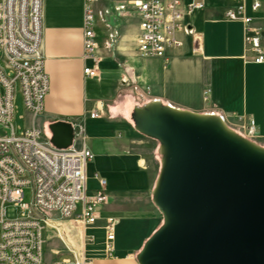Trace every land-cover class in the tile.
<instances>
[{"label":"crops","instance_id":"obj_1","mask_svg":"<svg viewBox=\"0 0 264 264\" xmlns=\"http://www.w3.org/2000/svg\"><path fill=\"white\" fill-rule=\"evenodd\" d=\"M134 1H93V31L101 56L94 78L83 73L90 65L82 58L84 0H42L41 5V51L49 90L42 113L29 114L27 127L80 123L84 146L95 149L90 162L95 158L96 186L87 185L88 162L86 187L97 190L98 180H104L107 200L90 228L102 230L107 217L115 218L117 224L112 256L104 254V234L102 248L85 249L89 264H138L136 254L161 223L151 202L159 169L157 143L134 130L130 113L135 105L156 98L196 113L216 112L242 136L252 120L255 135L251 139L264 147V64L253 62L254 54L244 42L243 23L225 18L226 9L232 7L230 0H204L202 10L186 14L183 22L200 36L199 48L194 49L190 35H180L181 46L168 49L163 58L136 53L139 19L131 5ZM246 15L253 27L260 28L254 42L264 55V0L256 11H251L247 0ZM94 110L99 117L91 119ZM76 144L80 146L81 141ZM51 221L58 224L54 226L58 239L71 243L76 238L75 232L64 227L69 222L74 230L78 228L81 240L79 221ZM117 226L124 244L116 242Z\"/></svg>","mask_w":264,"mask_h":264},{"label":"built area","instance_id":"obj_2","mask_svg":"<svg viewBox=\"0 0 264 264\" xmlns=\"http://www.w3.org/2000/svg\"><path fill=\"white\" fill-rule=\"evenodd\" d=\"M93 1L84 0L82 33V58L90 63L83 73L91 78L97 76L101 62L93 31ZM246 1L230 0L232 7L224 16L243 23L244 42L254 54L253 62L264 64V55L254 42L260 28L251 25ZM41 5L42 0H0V264H43L42 223L51 222V216L79 221L84 243H91L93 237L85 231L96 224L99 208L107 200L104 180H98L97 190L86 187V165L93 155L83 144L82 124L72 125V145L66 149H56L49 136L34 127L15 134L12 120L17 91L24 111L37 117L49 90L41 51ZM131 5L139 19L135 39L139 56L163 58L168 49L181 46L180 35H190L194 49L199 48L200 36L183 22V17L202 10L204 0H135ZM259 7L260 0H250L251 11ZM98 117L96 110L89 114L91 119ZM254 135L255 123L248 120L244 137ZM25 189L30 193L27 203L23 200ZM6 204L19 210L18 218H6ZM116 224L115 218L107 217L102 226L107 257L113 254ZM51 264L70 263L61 260ZM72 264H89V259L83 254Z\"/></svg>","mask_w":264,"mask_h":264},{"label":"water","instance_id":"obj_3","mask_svg":"<svg viewBox=\"0 0 264 264\" xmlns=\"http://www.w3.org/2000/svg\"><path fill=\"white\" fill-rule=\"evenodd\" d=\"M130 119L137 133L157 143L159 157L151 202L161 223L137 263L264 264V147L216 112L156 98L135 105ZM47 129L56 149L72 145L70 123Z\"/></svg>","mask_w":264,"mask_h":264},{"label":"rangeland","instance_id":"obj_4","mask_svg":"<svg viewBox=\"0 0 264 264\" xmlns=\"http://www.w3.org/2000/svg\"><path fill=\"white\" fill-rule=\"evenodd\" d=\"M14 118L12 120V125L15 130V134L19 135L25 127H27V122L29 118V114H27L22 106V99L17 91L16 96H15V101H14ZM41 131H44L47 136H50V133L48 129H40ZM247 138V137H246ZM252 140L251 138H247ZM253 141V140H252ZM87 142V141H86ZM87 144V143H86ZM89 146V144H87ZM92 155L96 154L95 149L88 147ZM157 157V163L159 167V157ZM95 158L92 162H89V170L87 172V185L89 188H94L96 186V181L93 179L94 175V169L95 167ZM23 200L25 203L30 201V193L29 189L24 190V197ZM6 218L7 219H15L19 217V210L13 207L10 204H6ZM51 219H56L59 222H63L66 220H60L55 216H51ZM57 223L55 221H51L49 223H42L43 229L41 231V236L43 240V245H42V263L43 264H51L56 261H61V260H68L70 264H72L75 260V258H79L81 255H85V249L89 248H102L103 247V242H104V232L100 228H90L86 231V234L88 236L92 235L93 236V243L91 245H88L89 243H84L83 239H80L79 236V231L78 228L74 230V227L72 224L69 222L64 225L68 229L70 233L75 232L73 235L76 236L75 239H73V242L71 243L66 242L65 239L60 240L57 237L54 236L55 228L54 226L57 227ZM63 225H61L62 227ZM58 228V227H57ZM119 226H117L116 231H115V236H116V242H119L120 240L122 243H126V239L124 238L123 232L121 233L119 231ZM64 238V237H63ZM79 238V239H78ZM75 257V258H74ZM85 257H87L85 255Z\"/></svg>","mask_w":264,"mask_h":264},{"label":"bare ground","instance_id":"obj_5","mask_svg":"<svg viewBox=\"0 0 264 264\" xmlns=\"http://www.w3.org/2000/svg\"><path fill=\"white\" fill-rule=\"evenodd\" d=\"M49 138H50V136H49Z\"/></svg>","mask_w":264,"mask_h":264}]
</instances>
